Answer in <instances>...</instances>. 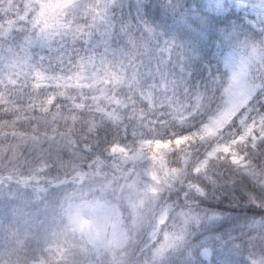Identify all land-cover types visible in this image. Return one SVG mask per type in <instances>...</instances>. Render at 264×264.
<instances>
[{
    "label": "snow or ice",
    "instance_id": "1",
    "mask_svg": "<svg viewBox=\"0 0 264 264\" xmlns=\"http://www.w3.org/2000/svg\"><path fill=\"white\" fill-rule=\"evenodd\" d=\"M0 264H264V0H0Z\"/></svg>",
    "mask_w": 264,
    "mask_h": 264
}]
</instances>
